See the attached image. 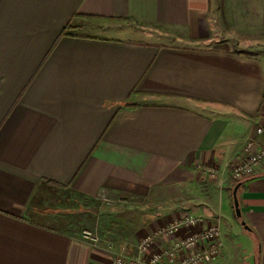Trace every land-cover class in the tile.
<instances>
[{"label":"crops","instance_id":"crops-1","mask_svg":"<svg viewBox=\"0 0 264 264\" xmlns=\"http://www.w3.org/2000/svg\"><path fill=\"white\" fill-rule=\"evenodd\" d=\"M263 103L264 0H0V264H111L187 216L221 220L216 264H264V164L238 190L250 243L222 218Z\"/></svg>","mask_w":264,"mask_h":264},{"label":"built area","instance_id":"built-area-1","mask_svg":"<svg viewBox=\"0 0 264 264\" xmlns=\"http://www.w3.org/2000/svg\"><path fill=\"white\" fill-rule=\"evenodd\" d=\"M259 135H264V129H258ZM264 164V145L255 140L247 142L244 158L236 161L230 170L229 178L235 183L256 176ZM201 174L215 178L219 169L216 167H201ZM202 227L201 230L190 231L176 239L172 246L164 251L148 255L150 247L159 239L171 237L181 230ZM221 220L207 219L203 216H187L175 221L168 227L142 238L134 255L121 253L111 264H216L223 251ZM82 239L93 246L99 245L101 237L94 230H84Z\"/></svg>","mask_w":264,"mask_h":264},{"label":"rangeland","instance_id":"rangeland-1","mask_svg":"<svg viewBox=\"0 0 264 264\" xmlns=\"http://www.w3.org/2000/svg\"><path fill=\"white\" fill-rule=\"evenodd\" d=\"M234 185L235 184L233 183V186ZM233 188L228 189V193H229L228 201H229V203L228 204L224 203V213L222 216V218H223V229H224V232L228 235V237H230V238L234 237L235 240H238V242H240L241 244H244V245H245V243L248 242L247 243V245H248L250 243V234L246 233L244 227L242 226V220L243 219H239L236 216L235 207H234V198H233ZM131 204L123 205L121 202H119L117 200L116 201L115 200L109 201V202L103 204L104 207H101V211L108 214L110 220L112 219L113 221L115 220V221L119 222V220H121L120 221L121 223L128 222V221H134L133 219H135V216L137 215L139 217V214L141 212H140V210H135V208H133L134 205H131ZM149 204H153V202H150ZM149 204L144 206L145 214L142 213L143 217L147 216L149 214L148 212H150V210L153 207H158V206H156L157 204L152 205V206ZM127 208H129V209H127ZM152 211H154V209H152ZM102 212H100V213H102ZM117 224H119V223H117ZM249 260L250 259H248V261Z\"/></svg>","mask_w":264,"mask_h":264},{"label":"water","instance_id":"water-1","mask_svg":"<svg viewBox=\"0 0 264 264\" xmlns=\"http://www.w3.org/2000/svg\"><path fill=\"white\" fill-rule=\"evenodd\" d=\"M241 186V183H239L234 189H233V198H234V207H235V212H236V216L239 219H243V215H242V211H241V207H240V202H239V198H238V190ZM242 226L244 227V229L246 231H252V229L247 225V223L242 220Z\"/></svg>","mask_w":264,"mask_h":264},{"label":"trees","instance_id":"trees-1","mask_svg":"<svg viewBox=\"0 0 264 264\" xmlns=\"http://www.w3.org/2000/svg\"><path fill=\"white\" fill-rule=\"evenodd\" d=\"M260 115L264 117V103H263V105L261 106V109H260ZM239 183L242 184L243 181H242V182L235 183V184H236L235 186H237Z\"/></svg>","mask_w":264,"mask_h":264}]
</instances>
